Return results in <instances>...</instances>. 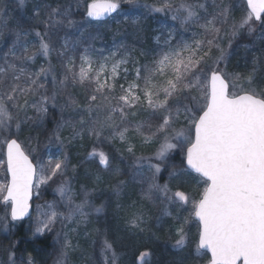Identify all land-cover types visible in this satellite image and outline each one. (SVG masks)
<instances>
[{
	"label": "snow or ice",
	"instance_id": "snow-or-ice-1",
	"mask_svg": "<svg viewBox=\"0 0 264 264\" xmlns=\"http://www.w3.org/2000/svg\"><path fill=\"white\" fill-rule=\"evenodd\" d=\"M130 5L148 7L157 13L173 12L172 19L179 18L183 24L198 25L202 30L193 32L192 39L181 38L176 44L165 41L166 48L153 58L150 65L135 67V76L125 84H118L119 78L127 81L130 53L94 58L96 51L89 44L83 47L82 41L70 38L67 29H74L82 37L93 21L102 22L121 10V0H85L83 22L72 19V4L63 6L44 5L47 12L41 13L38 5L33 10V18L43 27V31L30 26L23 19L9 24L7 5H0V42L5 33L11 46L0 55V134L7 133L6 171L10 181L0 185V200L10 205L12 221H21L29 215L34 195L39 196V185L46 184L57 175L64 176L68 167V157L48 155L47 160L33 163L21 142L13 138L21 133L23 121L21 113L29 107L41 114H47L45 105L52 101L61 114L70 108L78 119H64L53 133L55 141L63 146L59 130L70 127L73 137H81L85 130L90 136L118 138L128 143L130 133L143 138L144 143L158 141L151 156L136 155L128 143L127 151L133 157V179L140 178L147 183V195L153 194L166 201L164 214L169 204L181 206L191 202L192 215L199 222L197 252L207 249L211 252L209 264H264V87L257 84V61L253 58V68L247 73L228 71V51L221 41L228 37L231 41L241 31H254V22L264 25V0H246V10L237 20L232 18V8L215 4L217 9L208 13L205 3H189L181 0L174 5L172 0H163L159 5H140L139 0H127ZM19 5L24 0H18ZM80 7L78 0L74 5ZM201 11L204 15H201ZM125 19L128 16L125 15ZM139 23V17L132 20ZM228 25V27H225ZM65 30L63 36L59 35ZM171 35V34H170ZM36 39L32 40L30 37ZM94 38V37H93ZM60 41L59 48L55 47ZM117 48L123 45H117ZM215 49L218 55H213ZM57 52L63 68L62 79L57 84L55 65L51 54ZM79 51V56L72 53ZM44 57L46 64L38 70H31L30 64ZM79 60V63H77ZM121 72L125 73L121 77ZM51 76L55 90L48 95V87L43 80ZM69 83L87 85L84 102L68 94L64 104L57 103V96L67 91ZM264 83V79H262ZM38 97V99H29ZM139 111L150 114L149 120H137ZM183 116L185 127L177 128ZM130 117L132 119H130ZM154 118L158 122L152 123ZM50 137L48 143L51 144ZM179 149L183 152L187 169L197 173L203 180V190L199 199L194 200L184 191L173 189L168 183L158 182L161 165L171 153ZM89 157H99L105 168L111 167L107 153L97 152L95 148ZM155 159L159 163H151ZM147 162L149 172L142 170ZM186 169L171 167L169 179H179ZM119 167L113 175L121 176ZM117 179L114 191L124 185ZM60 197L70 206V215L79 216L87 223L91 212L99 213L103 206L97 207L90 197L96 189L82 186L81 192L73 191L71 180H64L57 188ZM81 195L79 203L75 197ZM39 207V206H38ZM49 211L42 213L46 218L39 220L34 235L51 230L58 213L55 205L46 206ZM137 217L132 220L136 224ZM175 232L178 236L176 249L185 245L187 233L184 225L187 217H175ZM3 228L8 230L7 217ZM70 247V242L64 248ZM9 264H16L15 253L9 249ZM101 254L107 262L109 254L113 264L117 253L113 244L105 238ZM62 251L61 257L66 256ZM147 253L140 256L143 261ZM3 264V261H0ZM23 264H33L31 258ZM58 264H64L61 259ZM178 264H183V258Z\"/></svg>",
	"mask_w": 264,
	"mask_h": 264
},
{
	"label": "rangeland",
	"instance_id": "rangeland-1",
	"mask_svg": "<svg viewBox=\"0 0 264 264\" xmlns=\"http://www.w3.org/2000/svg\"><path fill=\"white\" fill-rule=\"evenodd\" d=\"M5 1V0H4ZM3 1V2H4ZM29 1V0H27ZM90 2V0H89ZM163 0H139L140 5H156L159 6ZM189 3H205L208 13H212L217 9L213 6L220 4L221 6L228 5L232 8V18L239 19L246 10V4L244 0H188ZM77 0H34L33 6L31 3L17 5L11 11L12 5H8L7 9L11 12L9 16V24L13 26L15 21V14L17 10L19 12L24 8L28 13L30 7L33 10L39 5L41 7V13L47 12L48 9L44 5H51L53 7L59 5L63 11V6L66 4H72V19L83 22L84 17V5L85 0H78L80 7H75ZM174 5L181 3V0H172ZM34 8V9H33ZM148 7H136L130 5L127 0H121V10L115 14L111 19L102 23L92 22V26L87 28L82 37L79 36L74 29H67V33L70 38H79L82 41L83 47L92 45L96 51L91 55L99 59L101 56H109L112 52H118L119 55H123L125 52L130 53L128 57L127 67V81L123 78H119L118 84H125L131 81L135 76V67L140 65H150L153 58L162 49L166 48L165 41H169L171 44H176L181 40H191L193 32L202 31L198 25L183 24L179 16L182 13H177L178 18L173 20V12L157 13L159 17L154 15L151 17V22L154 23V27L151 31V39L146 42L144 35V25L148 20ZM125 15L128 19H125ZM201 15L204 12L201 11ZM156 16V17H155ZM139 17V23L133 24L132 20ZM225 27H228L226 25ZM254 31L250 33L251 36L248 42L239 47V52L236 50L234 54L242 56L244 62L247 63L246 73L253 68V58L257 61V75L263 76L264 79V25L260 22L256 25L253 24ZM65 30L59 32L60 36H63ZM171 34V35H170ZM94 37V38H93ZM35 40V38L30 37ZM228 41V37H225L220 43L223 47ZM60 41L56 40L55 47L59 48ZM123 45V47L117 48V45ZM11 46V42L8 39V34L5 33L4 41L0 42V55L7 48ZM79 56V51L72 53ZM213 55H218L217 51L213 49ZM60 57L57 52L51 54V62L55 65L57 84L62 79L63 68L59 62ZM228 71L244 73V71H238L241 69H233L230 58L228 59ZM79 63V60H77ZM46 61L44 57L39 56L35 63L30 64L31 70H38L39 66L45 65ZM238 68V67H236ZM243 70V69H242ZM125 73L121 72V77ZM51 76L42 82L48 87V95L51 96L55 90L51 83ZM257 84L264 87L262 80L259 81L257 77ZM87 85L72 86L69 83V87L66 92L57 96V103L64 104L67 100L68 94H72L81 103L84 102L85 89ZM29 99H38V97H29ZM48 108L47 114H41L37 112L35 108L29 107L26 113H21L20 118L23 121L21 125V133L25 132L24 136L27 137L26 143L21 141L25 152H27L33 159V163H39L41 160H47L48 155L51 154L54 158L59 157L62 154H66L68 157V167L64 176L57 175L53 180L48 181L46 184L39 185V196L34 195L32 198V212L28 220L24 221L23 228V240L17 241L20 249L16 255V264H23L30 257L29 249H26V244H37L39 240L48 238L50 243L46 248L37 249L39 258L44 263L42 264H58L63 259L66 260V264H72L69 262L73 260L76 264H103L105 257L101 254L102 241L107 238L114 246L117 253V259L114 264H137L136 259L132 263V251L131 245L144 242L148 251L147 257L139 262V264H178L181 258H183V264H208L210 257L208 253L199 250L197 252L198 244V232L199 224L192 215L191 202L181 206L179 203L169 204L167 210L171 212V215H165L164 209L166 201H163L162 197L158 194H153L150 198L147 195V183L141 182L140 178L133 179V173L138 169L132 168L133 157L127 151L128 143H130L136 155L151 156L157 146L158 141L151 143H144L143 138L130 133L128 143L121 141L118 138L109 139L106 137L90 136L87 131L83 133L81 137H73L70 127H63L59 130L63 146L59 142L55 141L53 133L57 130V125L63 123V118L72 119L75 122L78 117L72 113L71 109H65L61 114L59 107H53L52 101L45 105ZM51 110L58 111V123L53 131L48 136L53 138L51 144L43 145L37 149V145L32 138V130L44 126V122L47 119L48 113ZM130 119H132L130 117ZM137 120H149L150 114L146 111H139L136 116ZM152 123L158 121L154 118L151 119ZM177 128H184V118L181 116L180 122L175 125ZM31 131V133H29ZM20 133V134H21ZM29 133V134H28ZM19 134V135H20ZM5 136L7 133L0 134V185L8 183V175L6 171L5 150L4 144ZM46 136V135H45ZM77 140V143L81 147L78 153L81 156L78 158L79 166L71 168L69 165V158L71 157L69 152V146ZM91 143L98 147L97 152L103 151L108 153L111 158V167L105 168L101 163H95L93 157L85 156L86 150L82 144ZM101 145L103 149L99 148ZM91 147V146H90ZM28 148V149H27ZM67 151H65V149ZM177 154H181L183 164L176 161L171 164H162L163 171L160 173L158 182L161 184L168 183L173 191L180 190L190 195L191 199L198 200L199 194L202 192L204 184L201 177L190 172L185 166V157L183 152L179 149L176 150ZM83 156H82V155ZM151 163H159V161L153 159ZM119 167L123 173L121 176L116 177L113 175V169ZM171 167L186 169L185 174L179 179H169V171ZM75 169V170H73ZM142 170L145 176L150 175L147 162L144 163ZM77 173V175H76ZM71 180L73 191L80 193L82 186L89 189H96L90 197L92 202L97 206H103V210L99 213L91 212L87 218V223L82 222L79 216L70 215V206L64 201L58 191V186L64 180ZM117 179H123L125 181L119 189V194L114 191V185ZM76 202L79 203L82 199L81 195L75 197ZM49 204L55 205V211L58 213L56 223L51 226V230H45L43 234L34 235L35 228L38 226L39 220L46 217L42 213H46L49 209L46 207ZM39 206V207H38ZM188 218V223L184 225L187 233L185 245L182 249H176L173 247L178 236L175 232L176 219L175 217ZM7 217L8 230L3 228V220ZM139 217L136 220V224L132 223L133 219ZM116 223H120L117 227ZM20 223L14 222L10 217V205H6L0 200V261L3 264H9V252L12 240L15 241L14 235L16 227ZM10 244H5L6 242ZM70 242V247L64 248L65 243ZM132 242L131 244H128ZM39 245H37L38 247ZM141 249L137 250L140 252ZM13 251V250H12ZM62 251H66L67 255L61 257ZM137 252V253H138ZM136 253V254H137ZM32 260V259H31ZM104 260V261H103ZM33 261V260H32ZM107 261L113 264L111 260V254H109ZM65 264V262H64Z\"/></svg>",
	"mask_w": 264,
	"mask_h": 264
},
{
	"label": "trees",
	"instance_id": "trees-1",
	"mask_svg": "<svg viewBox=\"0 0 264 264\" xmlns=\"http://www.w3.org/2000/svg\"><path fill=\"white\" fill-rule=\"evenodd\" d=\"M3 1L4 0H0V5H4V4H6L7 6L8 5H12L11 11L13 10L14 7H17V5H19L18 4V0H5L4 2ZM33 2H34V0H29V1L24 0V4L31 3V7L33 6ZM31 7H30L29 13L24 8H22L21 12H19L17 10V12L15 14V18L16 19H23L30 26L35 27V28L39 29L40 31H43L44 30L43 27L41 25H39L36 22V20L33 18V12H32V8ZM7 11H8V15H9L11 12L8 9H7ZM147 14H148L149 18H148L147 22L144 25V28H145L144 35H145L146 42H149L150 39H151V31H152V29L154 27V23L151 22V17H153L154 15H156L157 17H159V16L153 11H148ZM254 25H256V22H254ZM249 36H251V35L247 31V29L241 31L239 35H237L235 38L232 39L231 48H228V41H227L226 44L224 42H222L223 43V47H225L227 49L228 53H229L228 59L230 58L231 64L233 65L232 68L233 69H241V70H238V71H244V73H246V71H247V70H245L247 68V63H246V61L244 62V60L242 59L241 55L240 56L238 54L235 55L234 52H236V50L239 52V50H240L239 47L243 46L245 43L248 42L249 38H247V37H249ZM33 37L34 36H32V38ZM236 67H238V68H236ZM257 77H258L259 81H261L262 80L261 78H263V76L261 77L260 75H257ZM72 95H73V93H72ZM58 115H59L58 111H56V110L52 111L51 110V112L48 113L46 121L44 122V126H42L40 128H35V130H32V133H31V131L29 132L32 135H34V136H32V138H34L33 140H34V142L37 145V149H39L43 145H47L48 144L49 138L51 137V136H48V135L51 133V131L54 130L56 124L58 123ZM24 134H25V132L21 133L20 135L14 136L13 138H16L18 140L24 141V143H26V140H28V139H27L26 136H24ZM79 145L80 144L77 143V140H76L75 143L72 145V147L69 146V152H70V155H71V157L69 158V163H70L69 166L71 168H74V166H79V164H78V160L79 159L78 158L81 157L79 155V153H78L79 151H81L80 150L81 147L80 148L77 147ZM81 146H83L85 148V150H86V153L83 154L85 156H89L88 154L93 150V148L98 149V147L92 145L91 143L90 144L87 143V145L86 144L85 145L82 144ZM98 146H99V148L103 149V147L101 145H98ZM64 149H65V151H67L66 148H64ZM29 151H31V150L28 149L27 152H29ZM109 157L111 158L110 155H109ZM93 160L95 161V163H98V162L100 163V160H99L98 156L93 157ZM176 161H178L179 163L183 164L182 159H181V154L178 155L177 151H174L173 153H171V155L169 156L168 160L165 161L164 164H168L170 166L171 164L175 163ZM73 170H75V169H73ZM76 175H77V173H76ZM23 223L24 222H22L19 225H17L16 232H15V235H14L15 241L12 240L13 242L10 245V247L13 250V252L15 253V256L17 255L18 250L20 249V247L17 244V241H22L23 238H24V236H23L24 232H23V228H22ZM119 224L120 223H116L117 230L121 229L120 227H117ZM49 243H50V240L48 238H45V239L39 240L37 242V244H31V245L29 243L26 244V249H29L28 256L33 260V264H42V263H44V259H42V261L40 260L39 253H37L36 250L39 249V248L48 247ZM131 243L132 242H130L128 244H131ZM140 243H141L140 245L133 244V245L130 246L131 247V251L133 253L132 254V263L135 261V256H136V253L138 252L137 250L142 249L143 247H145V244H143L144 243L143 241L140 242ZM5 244H10V242L7 241ZM37 245H39V246L37 247ZM64 262L66 264V260ZM69 262H71L72 264H76L75 262H73V260H70ZM103 264H110V261L106 262V260H105L103 262Z\"/></svg>",
	"mask_w": 264,
	"mask_h": 264
},
{
	"label": "water",
	"instance_id": "water-1",
	"mask_svg": "<svg viewBox=\"0 0 264 264\" xmlns=\"http://www.w3.org/2000/svg\"><path fill=\"white\" fill-rule=\"evenodd\" d=\"M245 2H246V0H245ZM115 14L116 13H113L112 14V16H110V17H106L102 22H106V21H108L110 18H112L113 16H115ZM93 22H95V23H102V22H97V21H93ZM6 152H7V149L5 150V161H6ZM185 166H186V168H187V165H186V160H185ZM190 172H192L193 174H195V175H198L197 173H195V172H193L191 169H188ZM7 175H8V182L10 181V173H8L7 172ZM199 176V175H198ZM200 177V176H199ZM31 212H32V207L30 208V210H29V215L28 216H26L23 220H21V221H14V222H22V221H26V220H28L29 218H30V216H31ZM195 218V217H194ZM195 220L198 222V220L195 218ZM198 224H199V222H198ZM201 251H204V252H206V253H208V255H209V257H210V259H211V252H210V250H207V249H200ZM208 264H209V262H208Z\"/></svg>",
	"mask_w": 264,
	"mask_h": 264
},
{
	"label": "bare ground",
	"instance_id": "bare-ground-1",
	"mask_svg": "<svg viewBox=\"0 0 264 264\" xmlns=\"http://www.w3.org/2000/svg\"><path fill=\"white\" fill-rule=\"evenodd\" d=\"M244 2H245V0H244ZM245 4H246V2H245ZM145 253H147V255H148V251H147L146 247H143V248L140 250V252H138V253L136 254L135 259H136L137 264H139V262H140V256H141L142 254H145ZM147 255L144 257V259L147 257Z\"/></svg>",
	"mask_w": 264,
	"mask_h": 264
}]
</instances>
